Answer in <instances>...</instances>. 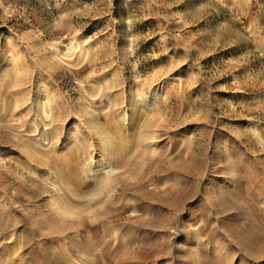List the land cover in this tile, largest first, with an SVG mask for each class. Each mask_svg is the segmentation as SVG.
<instances>
[{
	"label": "rangeland",
	"instance_id": "374dc122",
	"mask_svg": "<svg viewBox=\"0 0 264 264\" xmlns=\"http://www.w3.org/2000/svg\"><path fill=\"white\" fill-rule=\"evenodd\" d=\"M126 262L264 264V0H0V264Z\"/></svg>",
	"mask_w": 264,
	"mask_h": 264
},
{
	"label": "bare ground",
	"instance_id": "6f19581e",
	"mask_svg": "<svg viewBox=\"0 0 264 264\" xmlns=\"http://www.w3.org/2000/svg\"><path fill=\"white\" fill-rule=\"evenodd\" d=\"M142 158L143 157H141V159ZM127 160L128 159L125 157V158L122 159V162L125 163ZM134 161H136V160H134ZM137 161H139V160H137ZM142 162H144V161H142ZM78 164L79 163H77V165ZM126 173L128 174L129 171L126 172ZM126 176H128V175H126ZM81 181H82V179H81ZM119 181H121L123 184L125 183V187H124V189H125L126 187H130V186H137L138 187L141 184V181L142 180L139 178V176L130 175V177H128L127 181L124 178L121 179V180H119ZM130 184H132V185H130ZM84 186L81 183L78 185V187L80 189L83 188ZM84 189L86 191V186H85ZM216 192L217 193H215V192L213 193V194H216V195H214V198H212V197L211 198L210 197L207 198L209 200L207 201L208 203L206 205H200V206H198V209H200L202 211V213H203L202 215L203 216H202V218H200V219L197 220L196 224L199 226L200 235H201V240L202 241H205V242H216L219 245H221V243H222V240L221 239L222 238L220 237L221 235H219V233L217 234V232L218 231H222L224 233V231H225L224 230V228H225L224 227V220H225L224 217L226 216L225 214L230 210L231 205H230L229 194L227 192H222V191H219V190L216 191ZM213 194H211V195H213ZM105 197H106V195L105 196H103L102 194L97 195V196H95L93 198L92 202L89 204L90 208H92V207H95L96 205H98L100 203L102 204L103 201H104V199H105V205L101 206L95 212L92 211V212H94L93 213L94 219L92 221H94V220L101 221L103 219L109 218L110 215H112L113 213H115V211H114L115 209H114V206H113V199L111 197H106V198ZM209 209L214 210L215 213L212 214L211 212H208ZM216 221H218V223H216ZM220 226L221 227L223 226L224 228L220 229ZM105 234H106V231L100 229V230L97 231L96 237H98V238L99 237H103ZM223 243H224V241H223ZM92 245L94 246V244H92ZM56 256L57 255H55V257ZM57 259H58V257H57ZM126 263L128 264V262H126Z\"/></svg>",
	"mask_w": 264,
	"mask_h": 264
}]
</instances>
